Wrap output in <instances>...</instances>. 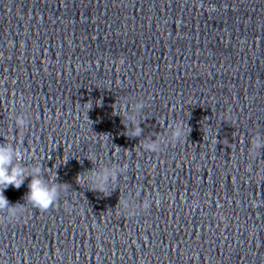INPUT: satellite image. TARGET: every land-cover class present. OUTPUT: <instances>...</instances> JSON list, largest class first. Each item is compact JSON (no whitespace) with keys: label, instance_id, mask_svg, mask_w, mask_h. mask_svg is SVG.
I'll return each instance as SVG.
<instances>
[{"label":"water","instance_id":"obj_1","mask_svg":"<svg viewBox=\"0 0 264 264\" xmlns=\"http://www.w3.org/2000/svg\"><path fill=\"white\" fill-rule=\"evenodd\" d=\"M257 132L264 0H0V146L58 186L46 210L31 175L4 191L0 264H264Z\"/></svg>","mask_w":264,"mask_h":264},{"label":"clouds","instance_id":"obj_2","mask_svg":"<svg viewBox=\"0 0 264 264\" xmlns=\"http://www.w3.org/2000/svg\"><path fill=\"white\" fill-rule=\"evenodd\" d=\"M144 107L142 103H137L134 108L135 112L139 114L140 110ZM128 123L131 124V129L128 130L129 136L138 137L141 135L142 129L139 127V123L136 119V115H129L125 113ZM15 124L18 128H23L27 121L22 114L15 116ZM183 134V127L181 125L172 126L170 129V135L168 140L175 142ZM162 141L157 138L154 141L145 140L142 147L145 151H157ZM250 147L264 148V139L261 138L259 132H257L250 139ZM20 160L22 154L17 152L10 146H0V212H6L9 218H16L20 213L24 211V206L16 205L9 206V201L3 195L4 191L11 186L14 189H19L25 178L28 175L32 176V179L28 183V191L26 194L27 203L33 208L46 210L49 208L58 197V186L46 185L40 179L39 166L33 167L28 170L19 165H13V159ZM121 168H108L102 167L98 171L91 173L85 177H78V183H83L85 180L90 182V188L93 190L104 192L107 189L108 182L114 181L117 173H122ZM147 206V205H146Z\"/></svg>","mask_w":264,"mask_h":264}]
</instances>
